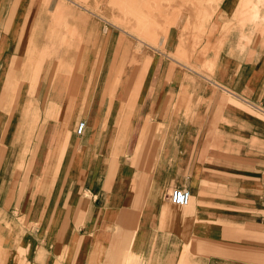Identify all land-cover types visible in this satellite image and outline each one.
Here are the masks:
<instances>
[{"label":"crops","instance_id":"0c3cea01","mask_svg":"<svg viewBox=\"0 0 264 264\" xmlns=\"http://www.w3.org/2000/svg\"><path fill=\"white\" fill-rule=\"evenodd\" d=\"M240 1L135 33L0 0V237L30 264H264V0Z\"/></svg>","mask_w":264,"mask_h":264},{"label":"rangeland","instance_id":"374dc122","mask_svg":"<svg viewBox=\"0 0 264 264\" xmlns=\"http://www.w3.org/2000/svg\"><path fill=\"white\" fill-rule=\"evenodd\" d=\"M56 1L57 3L64 2L66 4L61 5L62 10L60 9L61 11L59 13L63 21L65 22V20H67L66 22L68 24H72L73 26L76 24L79 25V10L84 9L86 11L90 10L105 19L109 15H115V18L112 17L111 21L123 28L126 27L128 29L129 26L134 23L135 26L132 27L131 31L135 33L140 32V25L150 32V30L157 25L155 23L156 15L163 20V30L166 32L167 28L172 25L180 15L187 12L193 13V16H191V18H193L192 21H195L198 25L201 21L203 24H207L211 21V30L213 29L214 33H216L219 31L220 15L223 14L222 10L225 9L224 4H226L224 0H52L53 15H56L54 12V3ZM228 4H230L232 8L236 2H230ZM237 4L240 6L242 0ZM231 8H229V10ZM234 10L235 13L236 11L241 13L246 10V6L239 7V9L233 7L231 12L227 15L228 18L234 16ZM211 14L213 17L210 18L209 15ZM241 16L243 19H241ZM56 17H59V15H56ZM239 17L241 22H244L245 15L240 14L238 19ZM232 20H235V18L233 17ZM64 29H68L67 35L64 34L62 37L60 33L57 32L58 38L52 35V42H58L61 38H63L62 40L64 41L66 36L71 35V32H69L72 30L71 25L64 27ZM200 36L201 35L196 36V40L199 39ZM13 244L14 243H11L10 240L6 241L0 237L1 264H30L29 259L24 255L25 249L22 246V242H18V244L15 243L16 246L15 244L13 246ZM7 245H11L13 248L8 250L6 248Z\"/></svg>","mask_w":264,"mask_h":264},{"label":"built area","instance_id":"2783aa9c","mask_svg":"<svg viewBox=\"0 0 264 264\" xmlns=\"http://www.w3.org/2000/svg\"><path fill=\"white\" fill-rule=\"evenodd\" d=\"M84 128V121H79L76 125V133L81 134ZM190 194L186 188H174L168 195V201L174 205L185 206L189 203Z\"/></svg>","mask_w":264,"mask_h":264}]
</instances>
